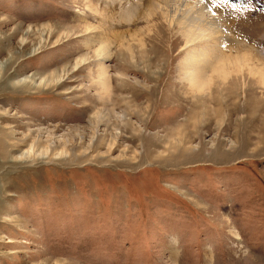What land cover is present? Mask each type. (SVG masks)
<instances>
[{"label":"rangeland","instance_id":"374dc122","mask_svg":"<svg viewBox=\"0 0 264 264\" xmlns=\"http://www.w3.org/2000/svg\"><path fill=\"white\" fill-rule=\"evenodd\" d=\"M161 2L0 0V264H264V86L174 97ZM205 2L264 65V0Z\"/></svg>","mask_w":264,"mask_h":264},{"label":"bare ground","instance_id":"6f19581e","mask_svg":"<svg viewBox=\"0 0 264 264\" xmlns=\"http://www.w3.org/2000/svg\"><path fill=\"white\" fill-rule=\"evenodd\" d=\"M161 1H162L161 2L162 5L161 7L159 6L160 8L158 9L159 10L158 19H162L163 22L166 24L165 28L167 33L169 34L173 33V35L180 38L179 40H177L178 41L177 43L182 44L179 47V49L182 48L183 52L185 49V54H186V56L183 59V63L181 62L183 72L182 70H180L182 72L181 74L182 77L181 79H179V84L182 86L173 91L172 95H174V97L175 96L179 97L180 94H185V93H188L189 95L192 96V94L200 95L202 93L210 92L212 90V87L215 86L216 84L215 82L219 80L221 81V83L222 82L224 83L226 81V77L228 76V74H230L231 68L237 70L239 73L246 70L245 72H247L250 77L256 78L255 80L258 85L264 86V65L261 63L259 59H256L251 49L249 48L235 49V53H229L227 56L225 55L227 51L224 53L217 52L215 48L218 47L217 39L220 38L219 37L220 28L218 24L221 21L217 20L216 18L214 19L216 15H214L212 12L208 10L207 6L205 5L206 4L205 0H161ZM155 5L156 4L154 3V8ZM157 6L156 8H158ZM87 30L88 29L86 28L85 31ZM225 39H226L225 41L229 40L227 38ZM93 40L92 43L94 42ZM228 42L230 44L233 43L238 44V42L233 40H229ZM173 43H176V40ZM207 43L211 44L210 47L207 46ZM212 44L214 45V47L212 46ZM97 48L98 49L95 50L96 57L98 58L101 57V59L108 58V55L110 54L108 53V48L106 47V45L98 44ZM173 48H174V44H172L169 47L167 53H169V51L170 53L173 52L174 51ZM224 48L230 49L229 47H224ZM124 50L125 51L123 52L121 57L127 56L130 59L131 58L134 59V57H132L133 56L132 49H130L128 45L124 47ZM144 54L145 52L140 51L138 56H140V58H143L146 61V56H144ZM152 62L153 61L147 60L146 64L149 65L152 64ZM97 67H98V70L96 72L97 75L94 78L95 84L93 85L94 87H96V89H98L100 92L105 94V96H107L111 93L109 86L110 81L108 77V69L104 67L102 64L100 63L98 64V62H97ZM209 71L211 72L208 74ZM117 77L123 78L125 77V75L117 74ZM159 77L160 79L158 78V80H161L162 76ZM26 82L27 81H25V83ZM224 86L226 87V85ZM152 93L154 92L148 93L149 98L154 97ZM195 104L197 103L195 102ZM198 106L196 105L194 106V108H198ZM182 110L183 109L181 108V111ZM190 118H193V116H191Z\"/></svg>","mask_w":264,"mask_h":264}]
</instances>
